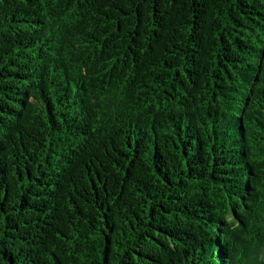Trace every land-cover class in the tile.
Listing matches in <instances>:
<instances>
[{
    "label": "trees",
    "instance_id": "16d2710c",
    "mask_svg": "<svg viewBox=\"0 0 264 264\" xmlns=\"http://www.w3.org/2000/svg\"><path fill=\"white\" fill-rule=\"evenodd\" d=\"M0 264H264V0H0Z\"/></svg>",
    "mask_w": 264,
    "mask_h": 264
}]
</instances>
